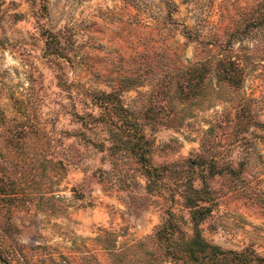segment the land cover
Instances as JSON below:
<instances>
[{
  "label": "rangeland",
  "instance_id": "374dc122",
  "mask_svg": "<svg viewBox=\"0 0 264 264\" xmlns=\"http://www.w3.org/2000/svg\"><path fill=\"white\" fill-rule=\"evenodd\" d=\"M188 197L264 255V0H0V264H183Z\"/></svg>",
  "mask_w": 264,
  "mask_h": 264
},
{
  "label": "trees",
  "instance_id": "16d2710c",
  "mask_svg": "<svg viewBox=\"0 0 264 264\" xmlns=\"http://www.w3.org/2000/svg\"><path fill=\"white\" fill-rule=\"evenodd\" d=\"M201 188H196L195 191ZM199 195V194H198ZM188 197L187 203L191 208L190 218L193 221V231L186 234L169 225L168 232L156 233V239L162 245L161 253L172 259H180L183 264H264V255L254 248L242 246L239 249H226L209 243L200 233L198 223L211 206L200 199ZM207 198H205L206 200ZM209 201V199H207Z\"/></svg>",
  "mask_w": 264,
  "mask_h": 264
}]
</instances>
